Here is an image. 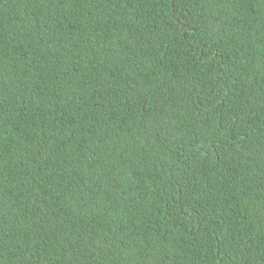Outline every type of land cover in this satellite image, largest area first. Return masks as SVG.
<instances>
[{
  "label": "trees",
  "instance_id": "trees-1",
  "mask_svg": "<svg viewBox=\"0 0 264 264\" xmlns=\"http://www.w3.org/2000/svg\"><path fill=\"white\" fill-rule=\"evenodd\" d=\"M0 264H264V0H0Z\"/></svg>",
  "mask_w": 264,
  "mask_h": 264
}]
</instances>
